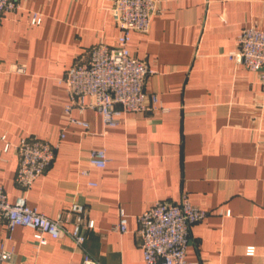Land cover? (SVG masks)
<instances>
[{
  "label": "crops",
  "instance_id": "0c3cea01",
  "mask_svg": "<svg viewBox=\"0 0 264 264\" xmlns=\"http://www.w3.org/2000/svg\"><path fill=\"white\" fill-rule=\"evenodd\" d=\"M112 5L23 0L0 17V186L12 202L23 194L15 182V145L25 136L40 137L59 147L27 192L28 204L56 219L79 202L85 220L95 221L85 230L83 248L69 233L46 234L47 244L38 248L34 228L21 225L9 233L2 221L0 249L11 251L3 264H83L84 252L100 264H145L139 215L156 200L184 196L209 212L191 226L190 263L260 264L264 86L259 72L229 54L244 28L264 29V0H160L150 30L133 31L129 47L156 70L145 91L168 110L124 112L108 128L97 110H75L89 122L85 133L64 113L69 96L59 80L92 46L117 45L121 29ZM35 13L42 16L38 24L32 23ZM14 64L26 70L15 72ZM93 149L107 151L106 167L90 165ZM120 210L128 219L124 233L114 228ZM63 221L73 230V215ZM248 246L254 255L246 254Z\"/></svg>",
  "mask_w": 264,
  "mask_h": 264
},
{
  "label": "built area",
  "instance_id": "2783aa9c",
  "mask_svg": "<svg viewBox=\"0 0 264 264\" xmlns=\"http://www.w3.org/2000/svg\"><path fill=\"white\" fill-rule=\"evenodd\" d=\"M23 0H0V17L8 11L20 9ZM160 11V0H113L112 15L121 29L116 46L99 43L86 51L68 68L60 83L66 87L69 102L64 113L70 123L79 124L86 133L89 122L76 118L75 110L83 113L86 109L97 110L105 128L116 126L118 117L124 112H146L153 109L168 108L160 104L155 93H147L145 85L156 70L145 59L134 56L129 47L133 31L148 32L153 17ZM42 16L35 13L32 23L38 24ZM237 49L229 54L237 63L247 69L259 72L264 86V29L246 27L237 38ZM12 70L24 72V64H14ZM90 98L91 101L87 102ZM65 134H61V138ZM5 139V136H2ZM7 145L6 150L8 149ZM19 166L15 182L22 195L12 202L5 189L0 186V222L7 224L9 233L18 226H29L36 230L38 248L47 244L46 234L59 238L66 233L83 248L86 228H94V220H85V207L72 202L67 215L59 214L52 219L28 204L27 192L36 179L43 174L56 157L58 144L37 136L23 137L15 145ZM109 162L105 149H93L89 163L104 168ZM96 185L95 182H89ZM68 214L74 216L73 230L68 231L63 220ZM230 214V212H226ZM209 212L193 204L187 196L181 201L156 200L138 217V243L144 255L145 264H192L187 260V248L191 240L192 224L206 218ZM115 230L128 231V219L124 210H120L119 222ZM255 247L246 248L247 255L255 254ZM11 251L0 249V264L9 260ZM27 264V263H20ZM83 264H100L90 254L84 252ZM260 264H264V257Z\"/></svg>",
  "mask_w": 264,
  "mask_h": 264
}]
</instances>
